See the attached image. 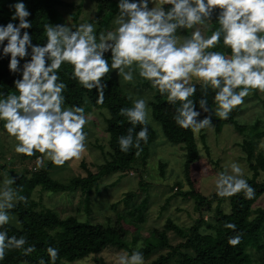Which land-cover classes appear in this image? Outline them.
Segmentation results:
<instances>
[{
    "label": "clouds",
    "instance_id": "clouds-1",
    "mask_svg": "<svg viewBox=\"0 0 264 264\" xmlns=\"http://www.w3.org/2000/svg\"><path fill=\"white\" fill-rule=\"evenodd\" d=\"M157 2L117 0L115 30L102 31L99 36L89 22L45 24L43 44H33L27 31L32 26L28 19L31 13L23 0L11 6L14 9L11 19L18 23L0 25V55L10 57L9 70L19 73L21 78L14 80L18 94L0 98V121L4 122L7 134L17 141L16 153L27 156L42 153L52 163L62 165L78 159L85 151L84 126L90 114L86 115L78 105L64 106L65 84L57 70L65 62L72 65V77L80 85L97 90V104L104 102L105 75L110 69L116 70L125 81H131L135 66L138 75L161 95L167 94L170 103L180 102L173 119L179 127L193 132L211 123L208 116L198 119L201 112L194 110L198 104L208 113L207 99L195 103L189 99L196 91L195 84L190 83L193 77L205 90L209 87L215 90V114L221 118H227L241 105L250 90L264 92V0H163L170 5L167 9L156 6ZM216 9L219 27L205 37L195 26L211 20ZM178 29L193 31L178 43ZM221 40L231 49L230 58L221 51H208ZM109 52L111 63L105 58ZM120 114L131 124L127 134L118 137L120 151L141 150V142L148 141L150 123L146 101L133 100L132 107L121 108ZM137 124L141 125L139 131H135ZM259 146L264 147V139ZM13 183L12 178L0 184V260L7 249H20L24 255L35 251V245L28 244L23 235L9 236L3 230L9 223L8 210L15 206V200L25 199L15 196V190L9 186ZM215 189L219 197L241 192L246 199L254 196V189L237 162L228 164L218 174ZM225 227L236 229L232 223ZM240 239L239 234L230 236L228 244L235 246ZM137 249L117 253L114 264H145L143 253ZM46 252L48 261L41 258L39 264H56L58 249L49 246Z\"/></svg>",
    "mask_w": 264,
    "mask_h": 264
},
{
    "label": "trees",
    "instance_id": "trees-1",
    "mask_svg": "<svg viewBox=\"0 0 264 264\" xmlns=\"http://www.w3.org/2000/svg\"><path fill=\"white\" fill-rule=\"evenodd\" d=\"M91 1L97 5L98 9L97 19L94 18L91 22L98 27L95 30L99 36L100 32H106L115 19L118 12L117 0ZM16 2L17 0H0V25H6L9 22L18 23V20L11 19L14 12L11 6ZM23 3L31 13L28 19L32 26L27 31L32 36L33 44L46 42L45 24H65L61 11L63 8L78 10V13L72 15L73 22L78 25V17L83 6L81 4L76 7L75 4L64 0H23ZM163 7L167 9L170 5L164 4ZM218 12L219 9H216L211 20H208L210 23L208 36L219 27L216 21ZM189 30L178 29L177 32L188 33ZM208 51H221L229 58L231 57V49L223 45L222 40ZM110 55V52L105 53L109 63H111ZM9 58L0 55V98H4L7 94H18L14 80L21 77L19 73H12L9 70ZM23 62L22 60L21 67ZM133 67L135 69V66ZM112 71L110 69L105 75L104 102L97 104V90L85 89L80 85L72 77V65L67 62L62 63L57 70L59 79L65 84L62 93L65 98L64 106H81L85 114L90 109L108 111L109 117L106 119V124L110 135L109 151L105 154L106 159L103 164L93 169L91 168L93 165L88 166L83 163L84 174L65 183L51 177L50 170L56 165L51 161L45 168L39 170L35 167V171H28L25 168L19 175L13 171L8 173V178L14 179L10 187L15 190V196H22L25 199H16L15 206L8 210L9 214L17 216L19 227L6 224L3 230H6L9 236L23 235L28 244L35 245V251L24 255L20 249H7L0 264H39L41 258L48 261L46 249L49 246L58 249L56 264H72L90 257L93 259V264H107L103 254L108 248L131 253L133 249H137V246H139L137 250L143 253L145 261L158 254V257L149 264H264V206H256L264 196V152L256 150L257 141L264 135V128L259 126L263 120H256L255 124L250 126L240 119L245 110L250 107L249 104L255 105V100H258L264 108V99L258 94V90H250L241 105L236 106L227 118H221L215 114L217 108L213 99L215 90L210 87L205 90L200 83L191 80V83L196 86V91L189 99L195 103L201 98H206L210 109L208 113H204L197 104L194 110L201 112L198 119L208 116L211 121L209 125L193 132L190 128L179 127L173 119L180 102L170 103L167 94L161 95L149 81L138 75V71H133L132 81L144 80L146 83L142 87L138 86L136 91H150L152 94L149 106L154 121L161 126L164 138L173 145H182L185 150L181 179L170 184L172 190L175 186L179 190L174 197H180L185 202H192L194 211L199 216L194 224L186 229L172 219H168L163 230L155 229L151 236L141 238L138 236L139 226L144 219V210L147 208L150 193L146 185L147 178L151 174L148 167L152 161L151 150L156 146L157 134L149 124L148 141L141 142V150L130 148L127 153L120 151L118 137L126 135L128 128L131 127L127 118L120 114V109L132 107L133 101L118 80L112 76ZM225 125H231L241 135L247 132L253 133L250 138L249 135H245L247 139L239 145L251 172V176L246 177L254 189V196L251 199H246L242 192L231 197H219L216 192L211 196L203 194V181L218 176L219 162L210 158L208 146L205 147L209 157L200 154L196 133L200 134L199 138L207 145V132L212 129L219 134ZM140 127L141 125L137 124L135 131H139ZM25 156L23 161L28 157L34 160L39 158L38 152ZM158 163L157 168L151 167L155 170L154 174H159L163 180L169 179L170 175H166L168 163L161 161ZM172 171L174 170H171L170 174ZM134 172L140 176L139 187L145 197L140 204L128 211L127 216H130L131 220H126L119 212L116 213V223L110 218L105 224L93 223L89 218L87 221H81L76 216L62 218L57 210L50 208L39 210V204L33 198L36 190L51 195L81 192L87 197L86 212L89 216L91 214L90 197L105 179L116 175L120 178L132 176ZM135 197L134 193L129 192L120 202L129 207ZM117 206L118 204L115 207ZM211 212L214 213L212 220L205 227L204 214ZM227 223L235 224V231L226 228ZM125 227L134 233L130 242L126 240L128 232ZM169 231L174 232L181 242L174 245L168 236ZM236 234L241 236L240 242L235 246L229 245V237Z\"/></svg>",
    "mask_w": 264,
    "mask_h": 264
},
{
    "label": "rangeland",
    "instance_id": "rangeland-1",
    "mask_svg": "<svg viewBox=\"0 0 264 264\" xmlns=\"http://www.w3.org/2000/svg\"><path fill=\"white\" fill-rule=\"evenodd\" d=\"M64 1L67 3H73L76 7L81 4L83 5L78 17V24L84 22L92 23L91 21L94 18L97 19V5L91 0ZM163 5V0H158L156 6ZM149 7H152V5H149ZM61 11L64 15V23L75 25L72 15L78 13V10L63 8ZM115 27L116 25L112 22L106 31H114ZM195 27L200 28L202 35L205 37L208 36L210 32V23L208 21H206L203 25H197ZM96 28L98 27L95 26V29ZM192 31L193 29H190L188 33L181 31L177 32L176 38L178 43L183 42L185 37L191 35ZM135 71L137 72V70L134 69V72ZM112 76L118 80V82L122 85L123 90L131 97L132 101L136 99H144L146 101L150 120L149 124L153 127L157 134V139L155 141L156 146H154L151 150L152 161L148 167L151 174L146 181V185L150 191L148 194V205L144 210V219L140 222V233L138 236L141 238H147L152 235L155 229L163 230L168 219H172L176 224L185 227V229L192 226L194 221L199 218L198 214L194 211L193 203L182 201L180 197L175 198L174 196L179 192V190L176 186L172 190L170 186V184L172 185L175 183V180L181 179V171H183V164L185 161V150L183 146L173 145L164 138L160 124L154 121L152 117V110L149 106V102L152 101V94L150 91H136L138 86L142 87L146 84L144 80L139 82H134L132 81L133 79L131 81H125L122 75H118L116 70L112 71ZM193 80L197 82L195 77L192 78V81ZM192 81H190V83ZM258 94L264 99V92L258 90ZM254 104L255 105L249 104L250 107L245 110V113L240 119L250 126H253L256 120H263V123L259 126L264 128L263 105L258 100H255ZM86 115H89V119L84 126V131L87 133L85 151L78 159L73 158L69 161H65L62 165H55L50 170L51 177L59 182H69L70 179L83 175V163H86L88 166L93 165L91 168L95 169V167L105 162V154L109 151L110 139L106 124V119L109 117L108 111L90 109L86 111ZM3 123V121H0V184L9 180L8 173L10 171L19 175L25 168H27L28 171H35V167L38 170L45 168L50 160L42 153H38L39 158L36 160L28 157L23 161V158L26 156L24 154H18L14 151V146L17 141L14 137L7 134L3 127ZM252 134V132H247L246 134L241 135L231 125H225L219 134H216L212 129L207 132V145L199 138L200 134H198V132L196 133V139L202 156L209 157L205 146L210 148V158L219 162V165H217L219 173L224 171L228 164L237 162L243 170L244 178L246 179L247 176H251V172L248 169L242 149L239 145L247 139V136L245 135H249L250 138ZM262 139H264V135L257 141L256 150L264 152V147L259 146ZM160 161L168 163V173L166 175H170L169 179L163 180L159 177V174H154L155 170L151 167L157 168V165L159 164L158 162ZM171 170L174 171L170 174ZM216 178L217 177H214L203 181L202 191L205 196H211L214 192H216ZM139 182L140 176L136 172H134L132 176L128 175L120 178L116 175L105 179L100 184L99 189L93 191L90 197L89 206L91 214L89 213V216L86 212L87 197L81 192L51 195L46 192L36 190L33 194V198L39 204V210L48 208L57 210L62 218L76 216L81 221H87L89 218L91 222L100 224L107 223L110 218L116 223L117 212L124 215L126 220H131V217L127 216L128 211H131V208L140 204V202L144 199L145 195L139 187ZM129 192L134 193L136 197L131 201L130 206L126 207L125 204L120 201H122L125 198V194ZM117 204L118 206L115 207ZM257 205L264 206V196L257 202L256 206ZM213 214V212L210 214H204V220L206 222L205 227L212 220ZM9 217L10 219L8 225L19 227L17 216L9 214ZM126 230L128 232L126 240L130 242L134 233L127 228ZM168 236L174 245L181 242V240L172 231L168 232ZM120 252V250L115 248H108L103 254L107 264H114L115 256ZM157 257L158 254L153 255L149 260L145 261V264H149ZM97 258L100 259L99 256H97ZM72 264H93V259L90 257Z\"/></svg>",
    "mask_w": 264,
    "mask_h": 264
}]
</instances>
